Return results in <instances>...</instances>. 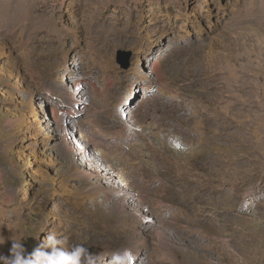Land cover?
<instances>
[{
	"label": "rangeland",
	"instance_id": "1",
	"mask_svg": "<svg viewBox=\"0 0 264 264\" xmlns=\"http://www.w3.org/2000/svg\"><path fill=\"white\" fill-rule=\"evenodd\" d=\"M263 18L0 0V264H264Z\"/></svg>",
	"mask_w": 264,
	"mask_h": 264
},
{
	"label": "bare ground",
	"instance_id": "2",
	"mask_svg": "<svg viewBox=\"0 0 264 264\" xmlns=\"http://www.w3.org/2000/svg\"><path fill=\"white\" fill-rule=\"evenodd\" d=\"M263 19H264V18H263ZM19 28L22 29L21 26H19ZM120 39H121V38H120ZM115 41H116V40H115ZM235 74H236V73H235ZM228 78H229V77H228ZM245 78H246V77H245ZM238 80H240V79H238ZM233 81H234V80H233ZM243 81H244V80H243ZM248 82H249V81H248ZM233 84H234V83H233ZM244 84H245V83H244ZM230 85H231V83H230ZM241 85H242V84H241ZM231 88H232V87H231ZM214 90H215V89H214ZM217 92H218V91H217ZM212 94H213V93H212ZM213 95H214V94H213ZM215 96H219V95H216V94H215ZM219 97H221V95H220ZM208 108H209V107H208ZM253 108H254V107H253ZM201 109H202V108H201ZM212 109H213V108H212ZM241 110H242V109H241ZM250 110H252V109H250ZM210 111H211V110H210ZM255 112H256V111H255ZM207 113H209V111H207ZM212 113H213V112H212ZM248 113H249V112H248ZM209 114H210V113H209ZM214 114H215V113H214ZM212 116H213V115H212ZM250 117H251V116H250ZM207 119H208V118H207ZM217 119H218V118H217ZM222 120H223V119H222ZM216 121H217V120H216ZM221 122H222V121H221ZM223 122H225V120H224ZM231 125H232V124H231ZM248 125H249V124H248ZM221 129H222V128H221ZM228 129H230V127H228ZM228 131H229V130H228ZM169 133H170V132H169ZM225 133H226V132H225ZM233 133H234V132H233ZM221 136H222V135H221ZM181 143L187 144V142H185V141H183V140L181 141ZM146 148H147L146 146H145V147H142V149L138 150L137 153H135V154L137 155V157L140 156V155H141V156L143 155V156H145L146 158L148 157V158H147V161H152V160H150V159H151V158H150L151 154H150V152L147 153L148 151H146ZM134 152H135V151H134ZM130 153H132V152H130ZM130 153H129V154H130ZM136 155H134V156H136ZM153 155H154V154H153ZM166 155H167V154H166ZM167 156H168V155H167ZM145 157H144V158H145ZM154 157H155V156H154ZM155 158H156V157H155ZM165 160H166V159H165ZM159 161H160V160H159ZM159 161H157V162L160 164L161 162H159ZM208 162H209V161H208ZM210 162H211V161H210ZM258 162H259V161H258ZM147 163H149V162H147ZM152 163H155V162H152ZM235 163H236V162H235ZM241 163H242V162H241ZM150 164H151V163H150ZM155 164H156V163H155ZM164 164H165V163H164ZM227 164H228V163H227ZM263 164H264V163H263ZM239 165H240V164H239ZM240 167H241V166H240ZM187 172H188V171H187ZM241 174H242V173H241ZM120 178H121V177H120ZM121 179H122L121 181H122L126 186L130 187V186H129L130 184H128L127 181H126L124 178H121ZM209 183H211V182H209ZM212 183H213V182H212ZM251 183H252V182H251ZM230 184H232V183H230ZM234 184H235V183H234ZM234 184H233V185H234ZM258 184H259V183H258ZM260 184H261V182H260ZM214 185H215V184H214ZM212 186H213V185H212ZM212 186H211V187H212ZM236 186H237V185H236ZM252 187H253V183H252ZM200 188H201V187H200ZM217 188H218V187H217ZM222 188H223V187H222ZM237 188H238V187H237ZM258 188H259V187H258ZM263 188H264V187H263ZM220 189H221V188H220ZM240 189H241V188H240ZM201 190H202V188H201ZM204 190H205V189H204ZM210 190H211V189H210ZM243 190H244V189H243ZM243 190H242V192H243ZM217 191H218V190H217ZM237 191H238V190H237ZM240 191H241V190H240ZM205 192H206V191H205ZM209 192H210V191H209ZM203 194H204V193H203ZM217 194H218V193H217ZM233 194H234V193H233ZM238 194H239V193H238ZM261 194H262V193H261ZM198 195H199V194H198ZM203 196H204V195H203ZM223 196H225V195H223ZM253 196H254V195H253ZM257 196H258V195H257ZM207 197H209V196H207ZM219 197H220V196H219ZM242 197H243V196H242ZM254 197H255V196H254ZM212 198H213V197H212ZM243 198H245V197H243ZM240 199H241V198H240ZM213 200H214V198H213ZM218 200H219V199H218ZM231 200H232V199H231ZM234 200H235V198H234ZM238 200H239V199H238ZM238 200H237V201H238ZM249 200H250V198H249ZM249 200H246V201H249ZM258 200H259V199H258ZM262 200H263V199H262ZM220 201H221V200H220ZM253 201H254V200H253ZM260 201H261V200H260ZM221 202H222V201H221ZM223 202H224V201H223ZM233 202H234V201H233ZM250 202H251V201H250ZM255 202H256V200H255ZM234 203H235V202H234ZM241 203H242V202H241ZM217 204H218V203H217ZM257 204H258V203H257ZM261 204H262V203H261ZM224 205H225V204H224ZM227 205H229V204H227ZM227 205H226V206H227ZM247 205H248V204H247ZM247 205H246V206H247ZM230 206H231V205H230ZM234 206H235V205H234ZM244 206H245V205H244ZM248 206H249V205H248ZM255 206H256V205H255ZM228 207H229V206H228ZM236 207H237V206H236ZM236 207H234V210H236ZM250 207H251V206H250ZM256 207H257V206H256ZM223 208H224V207H223ZM229 208H230V207H229ZM225 209H226V208H225ZM230 209H231V208H230ZM220 210H222V209H220ZM223 210H224V209H223ZM227 210H228V209H227ZM255 210H256V209H255ZM255 210H254V211H255ZM225 211H226V210H225ZM232 211H233V210H232ZM228 212H229V210H228ZM222 213H223V212H222ZM220 214H221V213H220ZM232 214H234V213H232ZM236 214H237V213H236ZM213 215H214V214H213ZM214 216H215V215H214ZM227 216H228V215H227ZM234 216H236V215H234ZM208 217H209V216H208ZM222 217H223V216H222ZM229 218H231V217L229 216ZM232 218H233V217H232ZM232 218H231V219H232ZM237 218H239L238 215H237ZM205 219H206V218H205ZM207 219H208V218H207ZM221 219H222V218H221ZM239 219H240V218H239ZM222 220H223V219H222ZM236 220H237V219H236ZM208 221H209V223H210L211 220L208 219ZM229 221H231V220H229ZM234 221H235V220H234ZM211 222H212V221H211ZM216 222H217V221H216ZM235 222H236V221H235ZM222 223H223V222H222ZM224 223H225V221H224ZM226 223H227V221H226ZM231 223H232V222H231ZM207 224H208V223H207ZM220 224H221V223H220ZM231 225H232V224H231ZM218 226H219V225H218ZM220 226H221V225H220ZM228 226H229V225H228ZM211 227H212V226H211ZM214 227H215V226H214ZM220 228H221V227H220ZM221 229H222V228H221ZM220 234H221V233H220ZM213 239H214V238H213ZM209 241H210V240H209ZM211 241H212V239H211ZM211 241H210V242H211ZM216 241H217V240H216ZM229 242H230V241H229ZM211 243H213V242H211ZM213 245H214V243H213Z\"/></svg>",
	"mask_w": 264,
	"mask_h": 264
},
{
	"label": "water",
	"instance_id": "3",
	"mask_svg": "<svg viewBox=\"0 0 264 264\" xmlns=\"http://www.w3.org/2000/svg\"><path fill=\"white\" fill-rule=\"evenodd\" d=\"M127 66H128V65H127V64H125V65H123V66H122V68H127Z\"/></svg>",
	"mask_w": 264,
	"mask_h": 264
}]
</instances>
